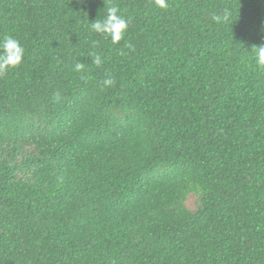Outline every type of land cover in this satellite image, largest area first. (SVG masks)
I'll return each mask as SVG.
<instances>
[{
  "label": "trees",
  "instance_id": "16d2710c",
  "mask_svg": "<svg viewBox=\"0 0 264 264\" xmlns=\"http://www.w3.org/2000/svg\"><path fill=\"white\" fill-rule=\"evenodd\" d=\"M0 264H264V0H0Z\"/></svg>",
  "mask_w": 264,
  "mask_h": 264
},
{
  "label": "rangeland",
  "instance_id": "374dc122",
  "mask_svg": "<svg viewBox=\"0 0 264 264\" xmlns=\"http://www.w3.org/2000/svg\"><path fill=\"white\" fill-rule=\"evenodd\" d=\"M188 205H189L190 207H194V206H195V199H194L193 197H191V198L189 199V201H188Z\"/></svg>",
  "mask_w": 264,
  "mask_h": 264
}]
</instances>
